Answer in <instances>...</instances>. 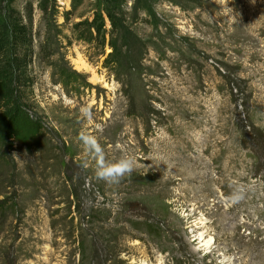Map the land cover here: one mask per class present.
<instances>
[{
	"label": "rangeland",
	"instance_id": "374dc122",
	"mask_svg": "<svg viewBox=\"0 0 264 264\" xmlns=\"http://www.w3.org/2000/svg\"><path fill=\"white\" fill-rule=\"evenodd\" d=\"M100 1L65 22L71 0H53L54 22L50 0H0L36 52L53 37L52 65L0 98V264H264V0H157L119 57L73 38ZM81 131L140 166L98 179Z\"/></svg>",
	"mask_w": 264,
	"mask_h": 264
},
{
	"label": "trees",
	"instance_id": "16d2710c",
	"mask_svg": "<svg viewBox=\"0 0 264 264\" xmlns=\"http://www.w3.org/2000/svg\"><path fill=\"white\" fill-rule=\"evenodd\" d=\"M50 1L53 17L51 19L55 22L59 12L53 0ZM156 1L136 0V6H139V12H142L144 17L139 18L136 13L130 19L124 10L122 0H101L98 8L94 10L88 20H82L72 25L73 38L75 41L93 43L100 47L107 45L111 49L110 54L118 52L116 56L119 57L120 48L125 47L128 40H135L134 35L131 34L133 33L131 28L133 23L141 22L156 27L151 20V6L157 3ZM82 3L83 0H71V11H65L62 15L65 22L68 21L71 12L75 11ZM104 18L109 22V31L106 30ZM30 22L29 18L26 23L25 16L12 5L5 8L3 16H0V98H3L2 102H9L13 89L30 87L32 82L31 64L36 58H40L41 54L46 55L45 61L50 62V66L52 65L50 59H53V54L50 50L53 47V37L40 35L38 38L40 39L38 44L40 52H36L35 35L30 30ZM48 33L50 34V30ZM106 35L109 36V39L106 38ZM42 51L45 52L42 53ZM14 91L13 93H15ZM145 227L150 231L152 229L148 224H145Z\"/></svg>",
	"mask_w": 264,
	"mask_h": 264
},
{
	"label": "clouds",
	"instance_id": "9594fccd",
	"mask_svg": "<svg viewBox=\"0 0 264 264\" xmlns=\"http://www.w3.org/2000/svg\"><path fill=\"white\" fill-rule=\"evenodd\" d=\"M255 0H253V3ZM80 113L87 120L92 119V106L83 105L80 108ZM82 143L85 152L95 161V174L100 180L108 184H119L125 177H128L140 165L135 156L124 154L116 161H109L106 158L104 148L99 143L97 137L86 131H81L78 136ZM244 188L237 187L233 190L228 198L231 203L235 204L244 199Z\"/></svg>",
	"mask_w": 264,
	"mask_h": 264
}]
</instances>
